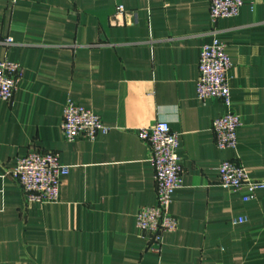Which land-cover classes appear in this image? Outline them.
<instances>
[{
	"label": "crops",
	"instance_id": "0c3cea01",
	"mask_svg": "<svg viewBox=\"0 0 264 264\" xmlns=\"http://www.w3.org/2000/svg\"><path fill=\"white\" fill-rule=\"evenodd\" d=\"M242 1L212 23L208 0H0V59L21 67L11 102L0 99V264H264V188L243 201L217 172L233 159L264 181V0ZM213 30L231 62L229 107L196 96ZM67 99L109 131L65 140ZM229 109L236 149H218L211 122ZM158 120L179 133L182 173L168 206L177 228L156 251L135 215L155 202L137 129ZM32 151L69 168L56 202H27L7 174Z\"/></svg>",
	"mask_w": 264,
	"mask_h": 264
},
{
	"label": "built area",
	"instance_id": "2783aa9c",
	"mask_svg": "<svg viewBox=\"0 0 264 264\" xmlns=\"http://www.w3.org/2000/svg\"><path fill=\"white\" fill-rule=\"evenodd\" d=\"M242 0H208V12L212 23L219 18L234 17L239 13ZM123 11L122 6L117 7ZM6 43L11 38H5ZM231 66L225 44L219 40L213 30L210 42L204 43L199 52L198 77L195 84L199 100L206 98L220 99L230 106V88L228 70ZM21 75L18 63L0 59V99L11 102ZM239 116L232 110L215 117L211 122L215 146L218 149L235 150ZM61 131L67 141L78 136L93 140L98 133L106 134V126L90 109L71 99H67L62 109ZM138 137L147 142L150 148V162L153 166L155 183V202L141 206L135 215V226L148 234L149 247L159 251L164 233L177 228V219L168 211L171 196L181 186V162L177 153L179 133L172 131L168 122L158 120L150 126L137 129ZM68 166L59 162L55 151H32L16 160L7 170L15 179L27 202L52 203L59 197V179L68 173ZM219 184L230 190L246 189L243 201L254 197L258 189L264 188V181L252 180L246 169L233 159H224L217 166ZM243 217L233 219V223L243 221Z\"/></svg>",
	"mask_w": 264,
	"mask_h": 264
}]
</instances>
